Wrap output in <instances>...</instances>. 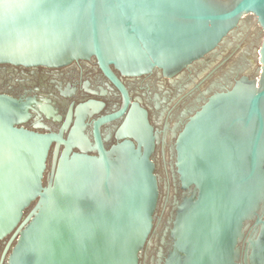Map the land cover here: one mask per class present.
<instances>
[{
  "label": "water",
  "instance_id": "water-1",
  "mask_svg": "<svg viewBox=\"0 0 264 264\" xmlns=\"http://www.w3.org/2000/svg\"><path fill=\"white\" fill-rule=\"evenodd\" d=\"M248 16L264 31V0H0V64L96 58L128 103L112 66L171 78L217 53ZM257 52L258 77L211 95L178 138V174L193 191L178 205L166 264H264V38ZM29 109L0 94L7 264H140L160 197L147 112L130 117L129 140L107 150L97 138L90 156L72 152L75 139L20 127Z\"/></svg>",
  "mask_w": 264,
  "mask_h": 264
},
{
  "label": "flooded vegetation",
  "instance_id": "flooded-vegetation-1",
  "mask_svg": "<svg viewBox=\"0 0 264 264\" xmlns=\"http://www.w3.org/2000/svg\"><path fill=\"white\" fill-rule=\"evenodd\" d=\"M244 22L217 53L195 61L171 78L159 70L141 76L123 75L112 66L128 103L96 58L59 68L0 64V94L30 108V118L20 127L60 135L64 140L75 139L73 153L97 156V138L107 150L129 140L125 130L130 117L143 110L147 112L148 121L159 136L152 161L160 197L150 243L140 257V264H166L173 251L171 230L178 205L193 191V187H183L177 168V142L189 118L228 83L244 75L250 79L258 77L261 64L257 49L264 31L253 16L246 17ZM56 148L54 142L46 177L51 172ZM64 149L65 146H60L59 152ZM8 241L9 237L0 241V264H7L4 254ZM239 245L243 254L244 245Z\"/></svg>",
  "mask_w": 264,
  "mask_h": 264
}]
</instances>
